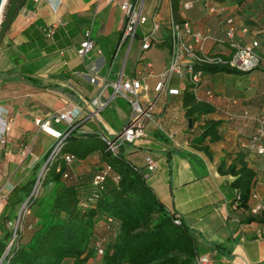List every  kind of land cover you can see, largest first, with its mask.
Listing matches in <instances>:
<instances>
[{"label":"crops","instance_id":"obj_1","mask_svg":"<svg viewBox=\"0 0 264 264\" xmlns=\"http://www.w3.org/2000/svg\"><path fill=\"white\" fill-rule=\"evenodd\" d=\"M119 1L27 0L6 25L0 38V76L16 73L25 80L14 75L0 82V186L6 197L0 203V213L13 189L40 164L37 157L45 158L54 142L35 123L37 116L75 109L77 131L112 134L126 123L130 107L121 104L127 114L122 121V112L115 102L122 98L110 100L103 110L97 111V97L104 79L115 78L121 71L125 76L132 75L139 61L142 66L150 61L154 76L145 79L152 87L167 66L169 47L160 45L168 37L166 26H161L151 48L141 49V38L151 29L150 21L139 25L133 41H124L115 55L126 21ZM190 1L189 8L180 4L179 15L190 19L195 28L215 38H225V18L234 16L237 38L258 39L259 52L264 54V0H246L244 14L233 0H215L224 7V11L215 12L209 11V0ZM156 2L144 0L146 15H151ZM171 10V0H162L164 21ZM51 28L54 33L49 35ZM86 29H91L94 46L81 57L77 48ZM206 48L227 52L228 43L209 39ZM148 70L144 68L145 73ZM93 74L95 82L90 80ZM26 76L36 77L43 86L32 84ZM228 78L230 83H225ZM187 83L175 76L170 86L179 89V93L162 92L157 100V93L151 88L143 102L145 106L152 103L153 112V118L145 120L146 135L136 142L125 143L120 153L142 168L147 183L166 209L188 225L198 254H208L214 264H264V222L242 221L247 213H254L252 208L258 203L264 205V153L248 145L259 127L258 117H264V70L203 74L198 93L205 98L206 91L211 90L214 96L207 100L215 106V111L203 120L221 121L218 128L221 138L206 142L210 154L191 144L199 135L203 120L190 126L185 116L181 94ZM111 93L108 88L103 97L108 99ZM57 126L66 127L64 123ZM239 152L256 172L253 191L258 196L250 198L248 209L236 208L231 202L233 176L218 169L223 159L228 165ZM147 155L157 161L153 171L145 165ZM97 160L96 153L78 160L81 164L72 167L73 174L89 171ZM257 213L264 215V207ZM101 225L102 220L95 226L96 232L102 231ZM4 229L5 224L0 221V238ZM66 261L74 264L73 258H66L61 264ZM86 264L104 263L96 253Z\"/></svg>","mask_w":264,"mask_h":264},{"label":"trees","instance_id":"obj_2","mask_svg":"<svg viewBox=\"0 0 264 264\" xmlns=\"http://www.w3.org/2000/svg\"><path fill=\"white\" fill-rule=\"evenodd\" d=\"M233 1L240 7L241 14L247 11L246 0ZM26 2L6 0L0 23V38L8 27L6 25ZM171 4L175 17L180 18L181 0H171ZM160 45L170 47L169 37ZM196 68L210 74L243 73L227 63L202 64L196 65ZM257 69L264 70V67ZM26 78L34 85L43 86L36 77ZM195 86L187 83L181 94L185 116L191 118L192 123L203 120L205 115L215 111V106L207 97H197ZM220 124V120H203L201 131L191 144L210 154V146L206 142L212 143L221 138L218 130ZM94 153L98 155V160L89 171L73 174L65 155L73 154L77 160H85ZM40 167V164L36 165L34 172L13 189L2 208L0 221L5 224V229L0 238V264H61L66 258H73L74 264H86L97 253L93 245L95 226L105 215L114 217L118 227L101 255L104 264H197V244L188 225L166 209L147 183L142 168L121 153L115 154L108 149L100 133L76 130L67 136L63 147L47 162L39 178L45 187L53 181L58 184L56 182L51 191H45L39 197L33 195L32 191ZM107 167L110 169L104 179L95 184L96 175ZM218 169L221 173L233 176L230 183L233 192L231 202L236 204V208L248 209L250 198H253L256 172L248 165L245 155L239 152L228 165L223 159ZM66 171L69 172L68 177L63 176ZM83 201H90L88 207L80 205ZM25 202L30 210L34 209L37 223L29 234L25 232L24 226H33L25 219L30 212L23 218L22 227L14 236V225ZM44 213V217H41ZM242 221L264 222V215L249 212Z\"/></svg>","mask_w":264,"mask_h":264},{"label":"built area","instance_id":"obj_3","mask_svg":"<svg viewBox=\"0 0 264 264\" xmlns=\"http://www.w3.org/2000/svg\"><path fill=\"white\" fill-rule=\"evenodd\" d=\"M109 2H116V0H108ZM119 6L122 12L125 14L126 21L123 27L121 41L117 45L115 55L118 54L121 45L124 41L130 42L136 36L138 26L145 24L148 21L151 23V29L148 30L141 38V49L147 50L155 44V37L161 26H166L168 37L170 39L169 47V60L167 66L162 72L157 75V79L154 85H151L146 81L145 77L154 76L152 69V63L147 61L144 66L136 64L133 69L132 75L125 76L121 71L115 78H105L101 88V92L97 97L98 110H103L108 102L114 98H122L130 103V113L126 123L118 131L112 134L100 133L102 140L107 144V148L112 152L120 153L121 147L125 143H133L145 136V120L153 118V112L151 104L145 106L143 102L147 98V93L153 88L157 93L156 99L162 92H168L170 94L179 93V89L172 88L171 81L175 76H179L185 79L188 83L196 85L194 92L200 99L198 93V87L203 77V70L196 68V65L202 64H214V63H227L231 68L248 72L256 70L259 67H264V54L259 52L260 42L256 38L250 40L239 39L236 36L237 23L234 16H226L225 18V38H215L209 33H204L201 30L194 27L193 22L186 18H176L173 10H171L170 17L164 21L161 17L162 0H157L154 5L151 15H146L143 11L144 0H120ZM182 8H189L192 6L190 0H184L182 2ZM209 11H224V7L217 3L215 0H209ZM243 32H247L246 28L242 29ZM54 33V29L51 28L48 31L49 35ZM209 39H213L218 42H227V52H213L206 48V42ZM93 40L91 39V29H86L83 33V38L77 48V53L81 57H85L88 52L93 48ZM143 57L140 56L139 60ZM148 68V72L145 73L144 68ZM91 82L96 81L95 75L90 76ZM111 88L112 93L109 98L103 97V93L106 89ZM207 98H212L214 93L211 90L206 91ZM78 112L75 109L54 111L50 114L42 117L37 116L35 123L45 133L54 138L53 145L49 151L48 161L54 158L64 145V140L71 133L77 129L76 120ZM259 127L254 133L248 145L254 148L258 153H264V117H258ZM58 123H64L65 128L57 126ZM65 159L67 164L71 167L72 162L77 160L73 154H66ZM47 161V162H48ZM43 166L41 173L33 188L32 194L37 196L39 178L42 171L45 169ZM145 165L148 170L153 171L157 168V161L152 155L145 157ZM110 167H107L103 172L96 175L95 184H98L100 180L104 179V175ZM64 177L69 176V172L66 171L63 174ZM98 196V195H96ZM252 197H256L253 193ZM6 197L2 192L0 186V203L5 202ZM90 201H83L80 203L84 208L88 207ZM264 207L263 203H258L252 208L254 212L260 211ZM31 212L30 206L25 202L18 213V217L15 222V233L19 229V224ZM102 231L101 234L94 232L93 245L96 252L99 255L104 253L105 245L108 240L113 236L117 227L118 221L109 215L102 216ZM180 222L179 219L176 220ZM14 238V237H13ZM13 242V239L11 240ZM11 242V244H12ZM197 264H214L208 254L201 253L196 257Z\"/></svg>","mask_w":264,"mask_h":264},{"label":"rangeland","instance_id":"obj_4","mask_svg":"<svg viewBox=\"0 0 264 264\" xmlns=\"http://www.w3.org/2000/svg\"><path fill=\"white\" fill-rule=\"evenodd\" d=\"M144 12L145 13H147V10L145 11L144 10ZM168 33V32H167ZM230 77V76H229ZM230 81H231V78H228L227 80H225V83H230ZM119 101H121V103L119 102ZM116 100L115 102H116V104L120 107V110H121V116H120V120L122 121L125 117H126V112H125V110L123 109V107H122V105L121 104H123V106H127V107H130V103H128L126 100H124V99H120V100ZM145 135H146V131H145ZM51 145H53V143H51L50 144V146ZM120 152H121V150H120ZM37 159H39V161H40V165H41V167L39 168V170H38V174H37V178H38V176H39V174L41 173V170H42V168H43V166H44V164L46 163V161L48 160V157L47 158H44L43 156L41 157H37ZM81 164V162L80 161H78V160H75L74 162H72V165H71V167H76L78 164ZM62 180V179H61ZM63 181V180H62ZM57 182V181H56ZM56 182L55 181H53V182H51L49 185H47L46 187L42 184V183H39L38 184V190H37V192L38 193H36L37 194V196H41V195H43L44 193H45V191H51L52 190V188H54V186L56 185ZM57 184H58V182H57ZM253 193H255L256 194V197L258 196V194H257V192L256 191H253ZM256 197H254V198H256ZM44 215H45V213L44 214H42L41 215V217H44ZM25 219H27V220H29L30 221V223H32L33 224V226L31 225V224H29L28 225V227L27 226H24V229H25V232L27 233V234H29L30 233V230L32 229V228H34L36 225V223H37V217L35 216V214H34V209L33 208H31V213L29 214V216L28 217H26ZM22 227V222H20V224H19V228H21ZM12 242V241H11ZM11 242H10V244L9 245H11ZM69 262L70 261H66L64 264H69Z\"/></svg>","mask_w":264,"mask_h":264},{"label":"water","instance_id":"obj_5","mask_svg":"<svg viewBox=\"0 0 264 264\" xmlns=\"http://www.w3.org/2000/svg\"><path fill=\"white\" fill-rule=\"evenodd\" d=\"M5 2H6V0H0V23H1V19H2V11H3V7H4V5H5ZM14 75H17V76H19L20 78H22V79L25 80V77H23L21 74L12 73V74L1 75V76H0V82H2L4 79H6V78H8V77H11V76H14ZM188 121H189V124H190V126H191V125H192V119L189 118ZM47 161H48V160H47ZM47 161H46V163H47ZM46 163H45V164H46ZM45 164H44V165H45Z\"/></svg>","mask_w":264,"mask_h":264}]
</instances>
